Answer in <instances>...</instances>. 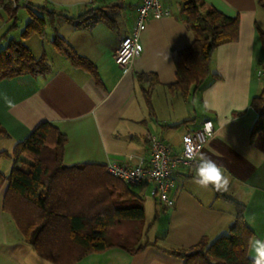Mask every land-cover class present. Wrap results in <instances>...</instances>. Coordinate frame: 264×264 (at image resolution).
Listing matches in <instances>:
<instances>
[{"label": "crops", "instance_id": "obj_1", "mask_svg": "<svg viewBox=\"0 0 264 264\" xmlns=\"http://www.w3.org/2000/svg\"><path fill=\"white\" fill-rule=\"evenodd\" d=\"M89 1L95 4L91 7H106L114 29L101 22L80 29L63 20L72 30L58 35L94 63L99 83L65 57L59 67L49 64L50 71L45 75L25 74L0 80V125L8 133L3 137L9 142L6 150H11L15 142L27 137L42 121L66 136V165L146 161L149 135L159 136L175 153H180L182 135L197 129L205 120L213 123L214 133L189 166L176 168L173 206L165 208L152 198L158 208L154 219L157 235L153 241L147 240L151 244L135 254L119 248L91 253L75 264H182L180 257L167 250L189 249L201 238L208 245L228 233L234 208L222 193L243 203L244 220L253 233L250 241L264 239V130L251 134L257 117L251 99L264 89L255 79L257 68L264 64L257 30V0H203L226 15L238 16V38L215 48L209 61L210 75L186 98L169 95L165 87L175 79L172 50L189 45L193 39L182 20L180 6L176 8L174 0H165L171 15L147 20L139 37L142 52L123 70L113 61L112 53L130 32L140 0ZM125 6L130 8L125 10ZM147 72L155 73L159 81L151 95L152 115L134 76ZM189 98L197 105L193 114L199 113L200 117L195 127L185 125L180 130L176 128L179 122L191 120L185 117V110L177 123L167 116L175 109L180 112L179 103ZM202 157L223 167L229 182L222 192L194 182L197 162ZM22 159L28 162L27 158ZM11 166L2 173L7 174ZM5 187L6 183L0 189V264H52L32 250L12 218L2 210ZM131 189L142 198L149 186L143 183ZM158 236L163 247L156 245ZM250 241L247 255L252 259Z\"/></svg>", "mask_w": 264, "mask_h": 264}, {"label": "trees", "instance_id": "obj_2", "mask_svg": "<svg viewBox=\"0 0 264 264\" xmlns=\"http://www.w3.org/2000/svg\"><path fill=\"white\" fill-rule=\"evenodd\" d=\"M257 5L264 8V0H257ZM4 6L10 11V17H14L15 8L5 3ZM180 13L193 39L189 45L172 50L175 79L165 87L169 95L186 98L210 75L209 61L215 48L237 40L239 18L226 15L203 0H180ZM63 20L80 29L99 22L114 29V21L104 6L90 7L76 16H63ZM43 23L41 17L31 13L20 38L6 39L4 48L0 49V80L49 73L45 54L33 56L24 42L33 32L42 34ZM258 35L264 49V33L258 32ZM51 44L71 65L89 72L99 83L94 63L80 55L64 38L55 34ZM134 76L152 115L151 95L159 84L157 76L153 72ZM251 106L257 112L251 128L254 135L264 130V89L252 97ZM6 136L8 133L0 125V137ZM66 141L57 127L42 121L27 137L15 142L10 152L0 150V159L13 158L8 173L0 171V189L6 183L2 210L12 218L23 240L52 264H75L91 253L112 248L135 254L151 244L141 241L146 232L142 198L131 186L109 175L104 165L64 164ZM23 157L29 161H24ZM20 163L27 164L28 168L23 169ZM222 197L234 208L228 233L208 245L201 238L189 249L167 250L180 257L182 264H253L247 255L253 233L244 220V205L224 193Z\"/></svg>", "mask_w": 264, "mask_h": 264}, {"label": "built area", "instance_id": "obj_3", "mask_svg": "<svg viewBox=\"0 0 264 264\" xmlns=\"http://www.w3.org/2000/svg\"><path fill=\"white\" fill-rule=\"evenodd\" d=\"M171 13L165 0H140L130 32L120 40L112 53L113 61L126 70L130 62L142 52L139 37L146 28L147 20L170 16ZM263 74L264 64L256 70L257 76ZM213 133L214 126L210 120L203 121L195 130L186 131L181 137L180 153H175L172 147L159 136L149 135V157L146 161L142 160L136 164L110 161L104 165L105 171L129 186L143 183L148 185L149 196L165 208H170L174 204L172 192L176 186L174 179L176 168L189 166Z\"/></svg>", "mask_w": 264, "mask_h": 264}, {"label": "rangeland", "instance_id": "obj_4", "mask_svg": "<svg viewBox=\"0 0 264 264\" xmlns=\"http://www.w3.org/2000/svg\"><path fill=\"white\" fill-rule=\"evenodd\" d=\"M4 3L8 4L11 9L13 3H15V6H13V8H15L13 10L14 17H10V11L4 6ZM92 5L95 4H92L89 0H0V49L4 48L6 39L10 37L17 39L20 38V32L24 29L25 24L30 20L31 13H34L43 19V32L42 34L33 32L27 39L24 40V42L30 49L33 56L38 57L44 53L48 63L52 67H59L62 64L61 61L64 60V57L55 51L51 41L55 34L61 33L63 35H67V32L72 30L71 27L64 24L63 16H76L90 8ZM173 6L178 8L180 6V0H174ZM129 8L130 6H125V10H128ZM256 19L258 32L264 33V8L259 7ZM99 28L104 27L103 25H100ZM104 30L107 31V29ZM109 34L111 35V33ZM255 79L262 84V87H264V74L256 76ZM179 98L181 97L179 96ZM181 100L183 99L181 98ZM179 104L180 112L175 109L174 113H170V115L167 116L168 120L174 121V123L181 121V119H183V110H185V115H188L185 117H189L191 120L182 124H179V122L178 125H176V128L183 130L185 125H188V127H195L198 117H200L199 113H196V116L193 114V110L197 111L196 103H194V101L192 102L191 98H189L187 101ZM7 142L8 141L6 139L0 137V150L6 149V147L9 146V142ZM12 162L13 158H1L0 171H5L7 166L12 164ZM22 165L23 169L26 170L28 168L27 164ZM132 189L134 190V188ZM219 190L221 192L223 191V189ZM142 200L145 212L144 229L146 232L142 235L141 241H153L155 235H157V222H155L156 220L154 219L156 218L158 205L154 203L148 193H144ZM226 234L227 233L224 235ZM160 236L156 238V245L163 247V242L162 239H160Z\"/></svg>", "mask_w": 264, "mask_h": 264}, {"label": "clouds", "instance_id": "obj_5", "mask_svg": "<svg viewBox=\"0 0 264 264\" xmlns=\"http://www.w3.org/2000/svg\"><path fill=\"white\" fill-rule=\"evenodd\" d=\"M194 176V182L203 187L211 185L216 189H222L226 188L229 182L223 167L210 158H199ZM250 247L254 253L252 257L253 264H264V239H252Z\"/></svg>", "mask_w": 264, "mask_h": 264}]
</instances>
